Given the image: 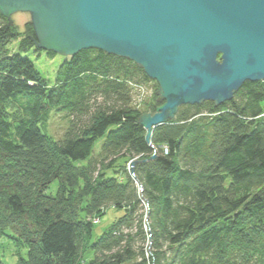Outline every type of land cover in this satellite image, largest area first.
Segmentation results:
<instances>
[{
  "label": "trees",
  "instance_id": "obj_1",
  "mask_svg": "<svg viewBox=\"0 0 264 264\" xmlns=\"http://www.w3.org/2000/svg\"><path fill=\"white\" fill-rule=\"evenodd\" d=\"M35 40L0 13V236L27 249L17 264H264V81L182 106L148 141L133 85L155 81L141 67L84 49L50 86L29 54H56ZM109 207L122 215L94 239Z\"/></svg>",
  "mask_w": 264,
  "mask_h": 264
},
{
  "label": "water",
  "instance_id": "obj_2",
  "mask_svg": "<svg viewBox=\"0 0 264 264\" xmlns=\"http://www.w3.org/2000/svg\"><path fill=\"white\" fill-rule=\"evenodd\" d=\"M18 12L30 14L41 50H103L156 80L164 103L139 118L148 141L180 106L221 105L264 81V0H0L11 24Z\"/></svg>",
  "mask_w": 264,
  "mask_h": 264
},
{
  "label": "rangeland",
  "instance_id": "obj_3",
  "mask_svg": "<svg viewBox=\"0 0 264 264\" xmlns=\"http://www.w3.org/2000/svg\"><path fill=\"white\" fill-rule=\"evenodd\" d=\"M12 19H13L14 23H16L19 26L20 30H22V31L24 30V25L28 22H31V16L29 13H26V12H18L15 15H13ZM10 47L12 48V50L16 51L17 47H18V43H14ZM29 55L32 58V60L34 61L37 69H39V71L42 73L44 78L47 79L49 85L52 86L55 83V78H56L59 66L64 62V60L67 58V56H63L61 54H56L55 57L50 58L49 56H47L46 53H38V56H37V53H35V52H31ZM217 60L222 61L221 54L218 56ZM152 80H154V79H152ZM154 81H155L156 86L154 85V83L136 84V85L132 84L134 86V91H135L133 104L137 108H140L141 111H143V113L154 114V113H156L157 109L164 103V102L159 101L160 96H159L158 92L160 90V85L156 80H154ZM238 92H236L234 94V97ZM154 96L157 97V102H158L157 109L155 112L148 111L147 108L149 106V102L154 98ZM234 97H233V99H234ZM232 100H230V101H232ZM181 107L182 106H180V108ZM143 113H142V115H143ZM177 114H178V112H177ZM177 114H176V116H177ZM260 117H264V112L260 115ZM174 119H172L171 121H173ZM169 122L170 121L163 123V124H167ZM67 126H68V119L65 118V114L61 113V112H54L52 114L50 121L47 124L46 128H47V131L55 139H60L64 135ZM155 129H156V127H155ZM155 129H153V131ZM153 131H152V133H153ZM98 148H99V145L97 146L96 149L98 150ZM57 184H58L57 182H54L52 184V186L49 190L50 193H55V191L57 189ZM146 208H148L147 205H146ZM121 215H122V211H118L113 207H109L106 210V213L101 218H99V217L92 218V221H93V223H95V226H96L93 238L97 239L111 225V223L116 218L120 217ZM26 252H27L26 248L19 249L16 246L14 239L11 236H9V235L0 236V257L2 258V260L6 264H17L19 257L20 256H26ZM87 256H90L89 258H91L92 254L87 255ZM84 263L86 264V262H84Z\"/></svg>",
  "mask_w": 264,
  "mask_h": 264
},
{
  "label": "bare ground",
  "instance_id": "obj_4",
  "mask_svg": "<svg viewBox=\"0 0 264 264\" xmlns=\"http://www.w3.org/2000/svg\"><path fill=\"white\" fill-rule=\"evenodd\" d=\"M84 50V49H83ZM82 51V50H81ZM101 51H103V50H101ZM46 52V51H45ZM80 52V51H79ZM78 52V53H79ZM105 52V51H104ZM77 53V54H78ZM107 53V52H106ZM109 54V53H108ZM76 55V54H75ZM109 55H115V54H109ZM115 56H118V55H115ZM119 57H122V56H119ZM122 58H126V57H122ZM127 59V58H126ZM133 61V60H132ZM263 81V80H262ZM248 82V81H247ZM249 82H251V81H249ZM257 82H259V81H257ZM242 88V87H241ZM228 102V101H227ZM223 104V103H222ZM221 104V105H222ZM184 105H196V104H184ZM184 105H182V106H184ZM217 106H220V105H217ZM179 110H180V107H179V109H178V112H179ZM144 114V113H143ZM141 124V123H140ZM162 125V124H161ZM161 125H159V126H161ZM158 127V126H157ZM156 127V128H157ZM153 134V133H152ZM151 137H152V135H151ZM151 139V138H150ZM135 161V163L137 164V162H138V160H133V161H131L130 163H129V165H128V168L133 172V170H134V167H135V165L133 164V162ZM143 200V199H142Z\"/></svg>",
  "mask_w": 264,
  "mask_h": 264
}]
</instances>
